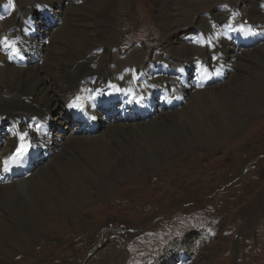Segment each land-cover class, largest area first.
<instances>
[{"label": "bare ground", "instance_id": "obj_1", "mask_svg": "<svg viewBox=\"0 0 264 264\" xmlns=\"http://www.w3.org/2000/svg\"><path fill=\"white\" fill-rule=\"evenodd\" d=\"M4 1L0 0V5ZM10 1L11 15L0 22V35L9 29L16 33L21 18L30 14L36 3L42 10L45 7L54 8L53 13L56 15L52 17L48 13V17L52 18H46L47 23H43L41 32H33L35 37L28 36L27 33L21 36L27 50L34 52L35 59L32 63L17 68L6 64L5 58L0 55V134L6 133L7 138L5 143L0 144V155L6 156L15 142L17 126L21 128L23 121L30 116H39L43 120L50 117L48 121L54 130L56 126H63H60L59 131H48L44 142L45 147L51 149L52 155L34 163V169L28 178L0 185V226L5 228L0 243V264L13 258L16 260L20 252L27 251L25 245L38 238L42 230L36 224L37 220L50 215H66L69 211L106 195L116 182L124 181L141 170L154 169L160 159L184 153L186 149L188 151L196 147L214 146L220 141L222 134L233 137L244 130L249 121L264 115V42L255 44L240 54L222 44L225 59L231 64V68L224 71V80L200 91L184 90L179 109L160 112L147 121L128 123L110 124L108 121H101L100 116L95 133L84 136L74 134L69 124V109L64 107L68 98L79 87L90 83L96 87L100 83L106 82L109 85L117 81L131 84L134 88L137 79L143 81L151 78L142 73L140 66L146 64H143L145 55L149 53L151 56L152 53L140 47L123 54L120 50H111L102 42L101 34L113 20L110 11L122 6L119 0H82L81 4L76 0ZM221 1H216L214 6L229 5L239 8L243 13L242 21L264 25V0ZM92 6L94 7L90 10ZM0 10L6 11V5L2 4ZM85 12H89L88 15ZM87 16L92 17H89L91 20L82 18ZM222 16V13L213 15L218 19L223 18L220 20L223 23ZM75 18L77 22L74 26ZM88 20L90 21L86 22ZM209 20L213 19L207 16L202 18L194 28L195 32L190 33L195 34L200 30L204 32ZM51 22L53 25L49 26ZM92 23L95 24L92 28L94 32H89L88 27ZM186 34L180 41V36H174L177 47L172 46V38L166 39L171 51L172 48L182 50L180 56L183 58L179 60L180 57L176 54L172 56L166 49L167 56L155 58L171 61L178 59L177 64L192 62L193 57L204 58L207 55L206 48L189 45L190 38ZM44 39H48V42L44 43ZM59 65L66 66V71L62 72ZM133 67L135 71L132 73ZM256 67L261 68L260 72ZM59 72L63 75L60 79ZM243 73L248 77L241 80L236 78ZM67 75L71 81L65 80ZM92 79L95 81L89 82ZM82 82L87 84L82 85ZM241 90L240 100H237ZM90 107L93 112V106ZM180 109L182 110L179 111ZM10 120L15 121L17 126L10 125ZM180 126L183 129L177 132L176 129ZM24 131L23 128L20 129V133ZM172 131L178 134L177 139L172 137ZM156 140L160 141L154 145ZM111 143L118 146V151L116 147H111ZM158 148L159 152L156 150ZM102 158H108V161L94 166L91 178L80 179L76 176L77 169L86 172L87 163ZM41 174L43 177H38ZM94 181L97 183L92 188ZM262 228L264 230V226ZM188 243L186 239L175 250L182 246L189 249ZM120 244L110 242L105 248L95 252V257L86 264H123V250L117 247L121 248ZM261 259L259 264L264 262V255ZM159 263H164V259L156 262ZM169 263L168 261L167 264Z\"/></svg>", "mask_w": 264, "mask_h": 264}, {"label": "rangeland", "instance_id": "obj_2", "mask_svg": "<svg viewBox=\"0 0 264 264\" xmlns=\"http://www.w3.org/2000/svg\"><path fill=\"white\" fill-rule=\"evenodd\" d=\"M216 1L119 0L122 6L110 11L113 20L101 34L102 42L123 54L144 47L163 56H167V50L180 60L182 50L171 51L166 39L172 38V46L177 47L174 36L179 34L181 39L202 21L204 14L213 17L218 13ZM76 22L75 18L74 26ZM93 27L95 24H90L88 31L94 32ZM137 41H141L140 47L134 44ZM149 56L145 55L143 64L150 61ZM59 66L66 71V66ZM246 77L243 73L236 78ZM65 80L71 81L69 75ZM244 128L233 137L222 134L214 146L186 149L162 158L154 169L141 170L116 182L106 195L66 215L37 220L42 235L26 244L27 251L20 252L16 260L3 264H86L110 242L121 243V248L117 247L123 250V264H155L171 258V251L186 239L189 249L181 248L194 256L192 264H259L264 255V115ZM176 131H172L174 139L178 137ZM111 147L116 145L111 143ZM49 153L52 155L51 149ZM107 161H90L87 173L77 169L76 176L91 178L92 169ZM93 183L92 188L97 182ZM4 233L5 228L0 226V243Z\"/></svg>", "mask_w": 264, "mask_h": 264}, {"label": "snow or ice", "instance_id": "obj_3", "mask_svg": "<svg viewBox=\"0 0 264 264\" xmlns=\"http://www.w3.org/2000/svg\"><path fill=\"white\" fill-rule=\"evenodd\" d=\"M27 136V133H23L19 136V139L21 141V146L17 149V154L22 158L23 154L27 152L28 145L25 143V138ZM7 170V169H5Z\"/></svg>", "mask_w": 264, "mask_h": 264}, {"label": "flooded vegetation", "instance_id": "obj_4", "mask_svg": "<svg viewBox=\"0 0 264 264\" xmlns=\"http://www.w3.org/2000/svg\"><path fill=\"white\" fill-rule=\"evenodd\" d=\"M178 35H179V34H178ZM178 35H177V36H178Z\"/></svg>", "mask_w": 264, "mask_h": 264}]
</instances>
